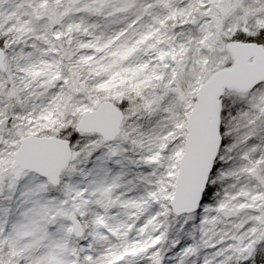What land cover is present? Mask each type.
<instances>
[{
    "label": "snow or ice",
    "instance_id": "snow-or-ice-1",
    "mask_svg": "<svg viewBox=\"0 0 264 264\" xmlns=\"http://www.w3.org/2000/svg\"><path fill=\"white\" fill-rule=\"evenodd\" d=\"M0 264H264V0H0Z\"/></svg>",
    "mask_w": 264,
    "mask_h": 264
}]
</instances>
